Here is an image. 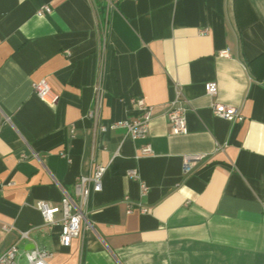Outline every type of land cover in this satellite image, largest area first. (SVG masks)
<instances>
[{"label":"crops","instance_id":"0c3cea01","mask_svg":"<svg viewBox=\"0 0 264 264\" xmlns=\"http://www.w3.org/2000/svg\"><path fill=\"white\" fill-rule=\"evenodd\" d=\"M42 79L53 105L32 90ZM176 86L184 133L165 117ZM134 97L152 108L138 158L144 140L109 128L137 115ZM186 155L201 157L184 173ZM96 165L102 188L62 246L60 212L46 224L37 203L75 199ZM13 243L19 264L36 246L47 264H264V0H0V252Z\"/></svg>","mask_w":264,"mask_h":264},{"label":"built area","instance_id":"2783aa9c","mask_svg":"<svg viewBox=\"0 0 264 264\" xmlns=\"http://www.w3.org/2000/svg\"><path fill=\"white\" fill-rule=\"evenodd\" d=\"M49 6L44 5L39 8L36 13L43 15L50 13ZM206 29L200 30L201 34L206 33ZM221 56H229V51L221 50ZM33 92L43 101L48 104H55L58 100V95L53 92L50 84L45 80H39L32 84ZM99 91V89H98ZM217 92V84L215 81L206 84V93L214 95ZM130 102L136 105L137 115L132 118H125L123 120L114 122L109 125V128H123L127 135L133 140H144L138 145V154L136 157L146 156L152 154L151 144L146 140L149 122L151 120V106L145 102L142 97L130 98ZM212 113L226 119L227 121H242L243 116L237 108H233L226 104L213 102L211 105ZM188 110L187 102L183 98L181 90L178 86L175 88V96L169 104V108L165 113L166 120L174 133H184L187 131L186 112ZM94 111L89 112L92 116ZM105 129L106 127H102ZM220 147V146H218ZM201 155L191 156L186 155L183 158V172L187 173L192 168L193 160L200 158ZM107 167L102 165L94 166L92 172L86 176H78L73 184V199L67 193H64L59 206H50L47 202L40 201L37 203V208L41 212L44 222L50 224L54 222L53 214L60 212V242L62 246H70L72 240L80 235L81 225L86 222V215L89 210L90 195L94 192H99L102 188V177ZM126 175L130 178L139 181V190L141 195L148 192V186L140 179L136 169H129ZM127 202V212H131L134 204ZM141 212L147 211V207L137 204ZM89 227V225H87ZM4 229L9 230L8 227L3 226ZM20 238H28V231H21ZM18 255V248L16 243L11 244L5 251L0 252V264H19L16 260ZM50 253L40 247L36 246L25 253V264H47V259Z\"/></svg>","mask_w":264,"mask_h":264}]
</instances>
